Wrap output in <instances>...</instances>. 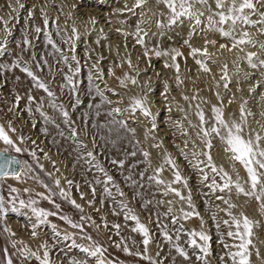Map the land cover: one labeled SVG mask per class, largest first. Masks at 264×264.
Here are the masks:
<instances>
[{
    "label": "rangeland",
    "instance_id": "obj_1",
    "mask_svg": "<svg viewBox=\"0 0 264 264\" xmlns=\"http://www.w3.org/2000/svg\"><path fill=\"white\" fill-rule=\"evenodd\" d=\"M189 2L194 11L203 13L199 16V25L188 17L169 24L171 10L164 0H146L139 7L137 0H0V65L4 66L0 67V126L23 151L17 153L2 141L0 149L8 148L18 154L24 168L19 179L6 176L0 180L6 212L21 215L25 207H21L19 201L36 200L37 207L56 213L47 218V223L57 229L53 237L59 232L71 236L83 247L100 245L106 264H152V261L157 264H239L240 257L234 254L239 251L241 240L228 236L229 231H237L228 211L237 218L243 213L254 221L251 244L247 248L248 264H264L262 201L237 192L234 185L223 192L210 190L208 185L213 179L220 184L223 180L206 166L205 152L212 157L213 164L223 167L245 192L251 191V185L244 166L224 151L226 145L219 136L213 133L208 137L213 146H205L202 133L198 134L200 120L197 116L198 111L204 113L207 129L215 123L214 106L223 108L224 119L229 123L240 121L243 106L246 123L242 135L253 140L259 135L260 146L264 148V66L260 64L264 60V48H261L264 32L260 31L264 25L238 23L234 37H224L207 27L208 18L218 21L216 13L226 11L231 0H225L224 9H218L215 0ZM254 3L256 12L249 18L258 21L259 13L264 12V0H254ZM245 14H248L247 9ZM230 24L228 21L222 27L227 30ZM36 27L42 31L36 33ZM244 32L248 33L245 39L250 38L253 43L233 47ZM138 36L143 37V44L136 43ZM25 39L28 44L24 43ZM73 40L75 52L71 50ZM186 40L188 44L184 43ZM192 48H206L207 55H190ZM172 49L182 53L176 60L178 73L175 68L165 67L166 62L172 63L170 56L154 55L155 51ZM249 53H255V68L248 63ZM72 55L79 61L80 72L76 74L69 70L77 67V62L71 60ZM63 57L68 58L67 62ZM197 59L210 71H203ZM17 64L19 67L15 66ZM23 67L33 71L54 96L49 97L37 88L35 81L21 70ZM66 76L76 81L75 92ZM97 87L111 103L101 102ZM29 96L33 100L29 101ZM140 97L146 98V107L155 117L154 128L152 117L144 116L139 109L134 112L131 109L133 98ZM76 98L81 103L73 108ZM53 102L62 104L69 112L71 125L51 106ZM37 107L51 118L50 121L45 120ZM113 108L121 111L108 115ZM119 121H124L126 127ZM9 122L15 131L8 130ZM70 128L76 129L77 137L70 135ZM221 134H226L224 129ZM78 141L87 148L81 149ZM87 151H92L95 162L112 176L111 183L105 184L104 173L86 163ZM145 152L149 153L147 158ZM194 153L200 155L194 159ZM166 156L172 159V164L165 162ZM112 161H123V164ZM27 167L32 169L31 174ZM157 169H161L159 174ZM176 170L182 180L173 183ZM257 171L264 173L258 166ZM205 174L207 180L203 178ZM157 179L164 183H157ZM57 180L59 186L55 183ZM260 180L264 183V175ZM259 187L258 184L257 193ZM11 188L17 191L11 192ZM61 189L67 195H61ZM45 196L50 199H44ZM229 203L234 207L229 209ZM13 206L18 211H12ZM129 210L147 228V246L143 243L144 235L133 231L136 221L125 218ZM187 212L192 215L185 217ZM61 217H67L80 227H72ZM201 231L209 236L206 256L189 244L191 239L203 244L198 236L191 235ZM240 231L243 232L242 227ZM8 239L0 236V257L7 263L8 254L14 263L22 264L25 258L15 260L14 255L18 253ZM42 240L47 245L43 253L48 251L50 264H71L72 261L91 264L82 256L79 245L68 247L63 239L57 248L52 239L44 236ZM13 241L19 249L27 248L19 240ZM176 245L183 248L187 258L179 255ZM55 253L65 260L56 262Z\"/></svg>",
    "mask_w": 264,
    "mask_h": 264
},
{
    "label": "snow or ice",
    "instance_id": "obj_2",
    "mask_svg": "<svg viewBox=\"0 0 264 264\" xmlns=\"http://www.w3.org/2000/svg\"><path fill=\"white\" fill-rule=\"evenodd\" d=\"M200 3H207V0H199ZM146 3V0H137V4L136 6L139 7L142 4ZM164 3L167 5V7L171 10V19L169 20V24H175L181 17H188L190 19H195L196 24L199 25L200 24V19L199 16L203 15V13H197L196 11L193 10L192 4L189 2V0H164ZM216 3V7L218 9H224L225 7V0H215ZM20 7H23V5H20ZM73 7H75V5H73ZM248 10V14H245V10ZM256 12V4L254 3V0H231V4L230 6L227 7L226 11H219L216 13V15L219 17V20H213L212 17L208 18V25L207 27L210 30L213 31H218L220 33V35L224 36V37H234V32H235V26L238 23H242V24H246V25H255L257 23L264 25V12L259 13L260 15V20L258 21H254L251 20L249 18V15L251 13ZM29 17H31L32 13L29 12ZM230 21L231 24L229 25L228 29L225 30L224 27H222L226 22ZM93 23H95V20L92 21ZM45 26H47L48 21L45 20L44 21ZM157 25L159 26V22H157ZM42 31V29L40 27H36L35 28V32L36 33H40ZM119 31V29H118ZM261 32H264V27H262L260 29ZM75 28H73V34L75 36ZM146 35V33H145ZM45 37H48V34L45 32ZM245 37H248V33L244 32L241 34L240 39L238 41H236V43L233 44V47H235L237 44H244V43H253V41L249 38V39H245ZM47 42L49 44L52 45L53 48H56V50L59 52L60 49L56 46V44L51 40V39H47ZM25 44H28L29 41L27 39L24 40ZM136 43L138 44H143L144 40L143 37L138 36ZM185 44H188L189 42L186 40L184 42ZM205 43H208V41H206ZM221 47H226V45H221ZM261 48H264V44H261ZM71 50L73 52H75V41H72V48ZM231 50V49H229ZM197 54H201V55H207V50L205 49H200V48H192L190 55L196 56ZM148 53L145 52V56H147ZM154 55L157 57L160 56H170L171 57V64H168L167 62L165 63V67H172L175 68L177 73L179 72V64L176 63L177 57L181 56L182 53L178 50V49H172L170 52L168 51H155ZM255 56V53H249L248 54V63L251 67L255 68L256 64L253 63V57ZM63 59L67 62V57H63ZM71 60L72 61H76L77 62V67H75L74 69H69L70 71H72L74 74L79 73L80 72V67H79V61L77 60V57L75 55L71 56ZM196 63L198 65H200V68L205 71L208 72L210 71V69H208L205 64L203 63L202 60L197 59ZM260 64L262 66H264V60L260 61ZM16 67H19V65H15ZM0 67H4L3 65H0ZM227 66H225L226 68ZM23 72H25L29 77L32 78L33 81H35V86L39 89L44 90L47 95L49 97H53L54 93L46 86V84L39 80V78L34 75L33 71H31L28 67H23L21 69ZM65 79L68 81L69 84L73 85V91L75 92V85H76V81H74L72 79V77L70 76H66ZM92 77L89 76V80H91ZM177 80L179 81V76H177ZM132 83L135 84L136 81L133 79ZM225 87H227V84H225ZM150 90V89H149ZM97 94L100 96L101 98V102L102 103H111L110 100H107L104 97V93L102 91H100V89L97 87ZM17 100L20 99L19 96L16 97ZM29 101L33 100L32 96L28 97ZM81 103L79 98L75 99V103L72 105V107L74 108L76 105H79ZM147 104V100L144 97H140V98H133L132 104H131V109L134 112L136 109H139L142 114L146 117H152L153 119V128L155 127V123H154V119L155 117L153 116V114L149 111V109L146 107ZM51 106L55 109H57L61 116L64 118V122L66 124L71 125V121L69 118V112L67 110L64 109V106L61 105H57L54 102L51 103ZM96 107L98 108L99 105H96ZM38 112L41 113L42 116H44L45 120H49L50 121V117H48L47 115H45L44 112L41 111L40 107H37L36 109ZM121 111V109L119 108H113L108 115H112L113 112L115 113H119ZM212 112H213V119L215 120V123L212 124V126L210 128H205L204 125L206 123L205 118H204V113L202 111H198L197 112V116L199 117L200 120V133H202V139L204 140L205 146L208 148H211L213 145L211 143V141L208 139L209 136H211L213 133H215L217 136L220 137L221 141H223L226 145L224 151L227 153H231V158L235 161H239L240 164H242L247 172L248 175V180L250 181V185H251V191L245 192L244 188L239 184L238 181H233L231 176L223 169V167L217 168L213 162H212V157L207 153H203L204 156H207V165L208 167L211 168V171L214 173H217L218 175L221 176V179L223 180V183H217V181L215 179L212 180V183L210 185H208V187L210 188L211 191L215 192L217 190H219L220 192L225 191L226 189H230L231 186H235L237 192H244L245 195L248 196H255V198L259 201H262L261 203V207L264 208V183H261L260 180V176L264 175V173H259L257 171V166L259 169H264V148H262L260 146L259 141L261 140V137L259 135H257L255 137V139H245L244 136L242 135L243 132V125L246 123L245 120V110L244 107L241 106L240 108V121L237 122L235 120L231 121V123H229L228 121H226L224 119V114H223V108L222 107H217L214 106L212 108ZM248 115H251V113H248ZM262 115H264V113H262ZM118 123H120V125L122 127H126V125L124 124V121H119ZM219 125V127L217 126ZM221 129H224L226 134L222 135L221 134ZM8 130L9 131H15V129H13L11 127V123L9 122V126H8ZM131 131H134V129H131ZM61 135H63V133H61ZM70 135L75 138L77 137V131L75 128H70ZM0 141H2L5 145H7L9 148L13 149L15 152L19 153L21 151H23V149H21L20 147H17L16 144L14 143V141L10 138V136L7 134V131L5 130V128L3 126H0ZM78 146L81 149H86L87 146L84 145L82 142L78 141ZM8 148H5L2 150V152H7ZM133 155H135V153H132ZM33 155H35V153H33ZM149 155V153L145 152L144 156L147 158V156ZM200 154L199 153H194L193 154V158L195 159L196 157H198ZM45 156H47V153H45ZM86 157H88L89 159L86 160V163L91 164L92 167L98 169L100 172L104 173L105 176V180L104 183L108 184L111 183L113 178L112 176L108 175L105 170L98 164L95 162V157L92 151H87L86 152ZM165 162L168 164H172L173 161L170 157H165ZM55 163V162H53ZM112 163L114 164H123V161H112ZM14 165H19L20 169L17 171L15 168H13ZM42 167V166H41ZM157 174H159V172L161 171V169H157ZM201 172H203V169H200ZM24 174V168L22 166L21 161L16 160L15 158H4L2 153H0V177H6V176H11L14 177L16 179H19L20 176ZM174 176H175V180L173 181V183L179 182L182 180L181 174L178 170H176L174 172ZM204 180L208 179V176L205 174L204 175ZM157 183H164V181L157 179L156 180ZM57 184V186H59V180H57L55 182ZM69 184L72 183V181H68ZM97 183H100V181H97ZM260 185L259 187V192L257 193V185ZM185 186H186V182H185ZM118 190V189H117ZM173 192H175V194L177 196H180V193L178 191H176L175 189H171ZM11 192H16L17 189L16 188H11L10 189ZM27 191V190H25ZM105 191L108 192L109 195H111V193L108 191L107 188H105ZM61 195H67L63 189H61ZM120 195L122 196L123 193L121 192ZM44 199H50V197H43ZM217 199H223V197L217 196ZM181 199H184V197L181 196ZM188 203L189 206L191 207V197L189 196L188 198ZM77 208H79V205L75 204V201H71ZM21 207H25L31 210L32 215L36 218V223H34L32 225V227L35 229L39 224H44L47 222V218L51 215H56V213L53 212H49L46 211L43 208L37 207V201L34 199H30L27 202L24 200H20L19 201ZM225 203H228V201H225ZM4 201L3 198L0 197V212L4 211V207H3ZM122 207H127V205H123ZM232 207H234V205L229 203V209H231ZM12 211H18V209L13 206ZM227 211V210H225ZM169 212H171V209H169ZM192 215L191 212H187L184 213V216H190ZM228 215L231 216V221L232 224L235 225L237 231L236 232H232L229 231L228 232V236L232 237L235 236L236 238L241 240V243L238 245L239 251H237L234 255L235 256H239L240 260H239V264H248V260H247V248L248 246L251 244V239L250 237L253 235L252 232V228L254 225V221L250 220L247 216H244L243 213H241L240 218H237L236 216H232L231 212L228 211ZM126 219H131L133 221H136V227L133 228V231H139L141 232L145 239L143 241L144 245L147 246L149 244V239L148 237V230L147 228L139 222V219L137 216H135L134 214L131 213V210H129L128 214L125 217ZM61 219L65 220L68 224H70L72 227L74 228H79L80 225L78 224H74L72 223V221L70 219H68L67 217H61ZM83 219V218H82ZM225 224H228V221H224ZM114 227L119 228V225H115ZM241 227L243 228V232L240 231ZM32 235L35 236L36 232L33 231ZM57 235H59V233H57ZM165 235L167 236V234L165 233ZM193 237L198 236L200 241H203V244H198L196 239H191L189 241L190 246L193 247H197L200 249V251L202 253H204V255H208L209 254V246H208V241H209V236L206 235L204 232H199V233H195L193 232L191 234ZM71 237L69 235H65L64 239H70ZM168 239H171L170 237H167ZM87 239H91V237H87ZM73 247H77L78 245L73 244ZM15 247V245H14ZM42 247L47 248V245H42ZM81 250L83 252H85L88 256L91 257H97V264H106L104 259H101L99 257L102 256V248L100 245H95L94 247H82L81 246ZM146 250V247H145ZM175 250L179 253V255L187 258V253L183 250V248H181L179 245L175 246ZM125 252L128 251L127 248L124 249ZM21 254L25 257V259H27L30 256H36V258L40 261V264H50V260H49V253L47 250L44 251L43 253V257H39L37 256V254L35 252H31L29 251L27 248H23L20 249ZM147 258V257H145ZM7 264H12L11 260L7 261ZM71 264H83L82 261H72ZM152 264H157L156 261H152Z\"/></svg>",
    "mask_w": 264,
    "mask_h": 264
},
{
    "label": "bare ground",
    "instance_id": "obj_3",
    "mask_svg": "<svg viewBox=\"0 0 264 264\" xmlns=\"http://www.w3.org/2000/svg\"><path fill=\"white\" fill-rule=\"evenodd\" d=\"M26 170L29 174H31L32 169L30 167H27ZM26 211L27 209L24 208V210L22 211L23 214L21 215H15L13 213L5 211L4 217L1 218L6 227L10 230L11 238H13V240H19L23 246L41 255H43V249H45L44 247H42V245H44L42 240L44 236L56 242L57 248H59V246L61 245L60 242L64 239L65 234L57 232L59 233V235H56L57 237H53L52 234L56 232L57 229L49 225V223L47 222L44 224H39L34 229L32 225L36 223V219L33 218L31 212L28 211L26 214L27 216H24V213H26ZM25 225H27L28 227L26 228ZM33 231L36 232L35 236L32 235ZM65 244L68 247L72 246L73 244L79 245L78 248H81L82 246L81 243L78 244V242H76L72 237L65 240ZM83 254L84 255L82 256L88 258L91 261V264H97V257L88 256L85 252H83ZM53 257L56 262L65 260V258L58 253H55ZM99 258L103 259L102 257Z\"/></svg>",
    "mask_w": 264,
    "mask_h": 264
},
{
    "label": "water",
    "instance_id": "obj_4",
    "mask_svg": "<svg viewBox=\"0 0 264 264\" xmlns=\"http://www.w3.org/2000/svg\"><path fill=\"white\" fill-rule=\"evenodd\" d=\"M3 149H0V153H2L3 157L4 158H15L16 160H19L21 161V158L18 154L16 153H13V152H10V151H7V152H2ZM22 163V162H21ZM13 168H15L17 171L20 169V166L19 165H14ZM2 177H0V180H1ZM0 197H2V187H1V182H0ZM3 207H4V211L3 212H0V218L4 217V214H5V211H6V208H5V203L3 204ZM0 227H1V230L4 234V236L6 238L9 237V242L10 244L13 246V248L17 251V253L24 257L21 252H20V249L16 246V244L14 243V241L12 240L11 236L9 235V231H8V228L6 227V225L4 224L3 220H0ZM15 245V247H14ZM31 257V256H30ZM30 257H28L27 259H29ZM25 258V257H24Z\"/></svg>",
    "mask_w": 264,
    "mask_h": 264
},
{
    "label": "crops",
    "instance_id": "obj_5",
    "mask_svg": "<svg viewBox=\"0 0 264 264\" xmlns=\"http://www.w3.org/2000/svg\"><path fill=\"white\" fill-rule=\"evenodd\" d=\"M7 259L11 260L12 264H17V262H15V263L13 262L11 255L7 254ZM0 264H7V263L4 262V260H2V258L0 257ZM22 264H40V261L37 258H35L34 256H31L29 259H24L22 261Z\"/></svg>",
    "mask_w": 264,
    "mask_h": 264
},
{
    "label": "built area",
    "instance_id": "obj_6",
    "mask_svg": "<svg viewBox=\"0 0 264 264\" xmlns=\"http://www.w3.org/2000/svg\"><path fill=\"white\" fill-rule=\"evenodd\" d=\"M14 258L16 259V261H20L22 257H21L19 254H18V255L15 254V255H14ZM17 263H18V262H17Z\"/></svg>",
    "mask_w": 264,
    "mask_h": 264
},
{
    "label": "trees",
    "instance_id": "obj_7",
    "mask_svg": "<svg viewBox=\"0 0 264 264\" xmlns=\"http://www.w3.org/2000/svg\"><path fill=\"white\" fill-rule=\"evenodd\" d=\"M0 236H1L2 238H4L3 233H2V231H1V228H0ZM1 258H2V257H1ZM2 260H4V259L2 258ZM4 262H5V260H4Z\"/></svg>",
    "mask_w": 264,
    "mask_h": 264
}]
</instances>
